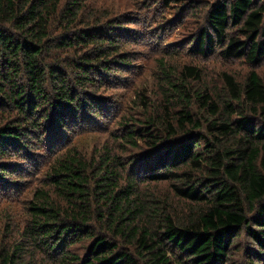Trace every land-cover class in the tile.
Masks as SVG:
<instances>
[{
	"label": "trees",
	"instance_id": "obj_1",
	"mask_svg": "<svg viewBox=\"0 0 264 264\" xmlns=\"http://www.w3.org/2000/svg\"><path fill=\"white\" fill-rule=\"evenodd\" d=\"M199 1L205 24L191 53L264 64L261 0H160L163 8ZM108 8L0 0V183L34 156L52 158L23 223L4 215L0 264H264V82L256 71L241 80L223 72L213 89L196 66L163 65L158 105L141 99L145 117L122 118V134L111 135L119 153L97 143L87 157L71 145L75 121L93 116L85 134L100 129L97 112L133 54L123 53L124 24ZM56 138L66 147L54 154L45 142ZM129 149L144 155L125 158Z\"/></svg>",
	"mask_w": 264,
	"mask_h": 264
},
{
	"label": "rangeland",
	"instance_id": "obj_2",
	"mask_svg": "<svg viewBox=\"0 0 264 264\" xmlns=\"http://www.w3.org/2000/svg\"><path fill=\"white\" fill-rule=\"evenodd\" d=\"M97 7H109L107 14L112 22L124 24V37L127 39L123 53H133L127 66L117 75L118 90L108 93L98 110L97 132L91 129L85 134V130L94 125L93 116L88 123L80 119L75 121L73 129L77 134L71 141V145H77L81 152L87 157L94 149V145L99 143L111 145L119 153L121 143L113 140L112 134L121 135L123 127L120 122L129 118L142 119L145 113L140 108L141 99H148L152 108L158 105L161 100L160 85L162 81L163 65L180 69L184 65L198 67L203 74V80L211 88H221L220 75L227 72L237 80L243 79L245 75L254 70L264 82V64L257 67H249L242 59L222 60L216 53L208 57H200L191 53L189 41L191 37L205 24V2L199 1L195 6L181 5L177 8L170 6L163 8L160 0H94ZM264 3V0H261ZM123 39V38H121ZM123 42V40H122ZM127 54V55H128ZM162 81V82H161ZM148 105V112L150 110ZM152 111H150L151 113ZM132 123V122H129ZM96 129V128H95ZM97 141V142H95ZM45 145L51 153L56 154L64 147V140L56 138L53 142ZM141 145V143H139ZM63 151V150H62ZM136 149H129L123 156L138 159L144 154ZM52 158L48 155L34 156L32 159L23 162L22 173L12 177V183L3 185L0 183V228L4 222L5 213L13 215V220L23 223L26 219L25 208L31 198L33 190L43 182V175ZM18 162H12V164ZM17 180V181H16ZM141 186L147 187L146 183ZM154 188V186H150ZM163 191L167 189V184L157 187ZM4 212V213H3ZM237 261L242 259L236 258Z\"/></svg>",
	"mask_w": 264,
	"mask_h": 264
}]
</instances>
